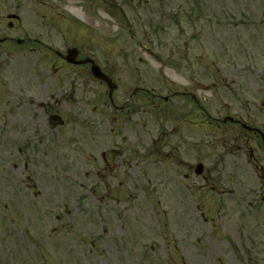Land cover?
Listing matches in <instances>:
<instances>
[{
    "label": "rangeland",
    "instance_id": "374dc122",
    "mask_svg": "<svg viewBox=\"0 0 264 264\" xmlns=\"http://www.w3.org/2000/svg\"><path fill=\"white\" fill-rule=\"evenodd\" d=\"M106 2L111 10L126 16V24L121 25L115 15L112 22L121 25L115 31V25L105 22L104 17L99 20L88 14L83 18L89 22V30L80 27L72 37L84 45L85 55L95 53L100 65L114 74L120 87L114 94L119 105L127 99L125 91L129 96L137 85L164 93L177 87L163 73L164 64L172 68L177 64L178 72L183 67L195 70L197 43L190 40L186 44L185 40L195 27L187 25L191 21L184 17H196L194 11L189 12L196 8L204 26V82L218 79L219 87L230 82L240 93V99L224 98L213 106L205 100V106L212 107L215 115H225L245 102L251 122L264 123V108L260 107L264 104V0H141L144 5L137 10L136 0ZM58 4L54 8L57 13L66 14L67 0ZM93 10L100 15L105 6L95 3ZM26 16L32 23V15ZM149 18L155 21L158 34L149 25ZM58 25L66 29L65 23ZM144 50L158 55L163 65L150 62ZM33 56L39 58L28 52L29 59L21 57L25 60L22 65L10 63V88L20 90L25 98L32 96L37 105L40 93L49 90L52 99L48 107L57 106L68 122L57 129L48 128L41 107L38 111L16 107L12 116L0 111V264H236L245 256L234 250L243 229L242 223L235 221L238 214L254 213L258 201L251 205L254 194L241 189L242 185L233 186L229 175L234 158L205 136V121L193 135L184 122L175 119L179 105L171 109V104L161 102L134 116L115 112L104 86L84 73L79 76L77 71L84 69L60 67L55 81L48 68L51 61L38 64ZM30 68L40 81L30 89H20L13 77L19 73L23 81L27 77L36 80ZM65 76L72 77L77 87L66 100ZM225 103H231L228 110ZM144 121L148 123L145 127ZM116 123L124 130H115ZM127 125L138 126L157 139L154 146L159 151L150 150L148 155L140 147L124 148L123 140L134 138ZM37 131L38 136L34 135ZM47 133H54V138H44ZM8 135L14 141L8 142ZM221 136L215 134L217 140ZM186 138L189 143L185 149L182 142ZM199 139L204 144L201 152L196 149ZM27 142L29 148H18ZM47 149L49 155L44 153ZM220 155L223 165L215 171L213 165L221 160ZM180 159L185 163L182 171L178 168ZM194 160L205 164L208 182L218 185L216 192L224 189L223 196L210 194L211 185L205 186L208 182L193 171L185 178L190 165L186 162ZM249 182L257 180L254 177ZM253 187L258 191L260 185L253 183ZM242 262L247 263V259Z\"/></svg>",
    "mask_w": 264,
    "mask_h": 264
},
{
    "label": "flooded vegetation",
    "instance_id": "af4514ba",
    "mask_svg": "<svg viewBox=\"0 0 264 264\" xmlns=\"http://www.w3.org/2000/svg\"><path fill=\"white\" fill-rule=\"evenodd\" d=\"M49 0H0V78L2 82H5V71L6 64L9 62L8 58H11L12 51L20 52V55H23L25 51H38L41 53V59L47 57L57 58L59 61H65L63 55L66 54L67 49L60 50L62 54L59 55L57 52L58 49L51 43L53 40V30L57 29V23L52 19H47V14L44 12L45 8L49 5ZM28 13L32 15V23H28ZM203 31H196V39L202 38ZM202 51L199 54L198 66L200 69L196 70L195 79H188V76L184 75L182 81V89L179 91V98L181 99L182 109L190 116L185 117L186 121H199L203 119L205 114L203 106V94L205 93L204 88V76H203V63ZM187 72V71H186ZM228 86V85H226ZM75 88V87H74ZM214 91H212L213 93ZM225 93L232 94L233 91L231 88L225 90ZM172 95L175 99L178 95ZM236 94V93H234ZM65 96L64 98H67ZM40 104H49L52 98L50 94L40 93L39 95ZM244 110L243 115H237L231 120L233 127L223 128L224 137L234 136L235 141H240V144H237L236 149L233 150V153L237 156V159L242 161L245 157L246 164L243 166L249 169L250 176L247 179L238 180L236 183L232 181L233 186H241L243 190L253 193L254 196H251L252 200H257V197H260L261 201L264 204V124L259 127V130H245L246 121L247 125H254L249 119L250 114L246 113V107H242ZM49 107L45 112V115L50 119L51 116L55 113L48 112ZM209 115V114H208ZM210 116V115H209ZM211 117L210 123H213V120H219L217 117ZM48 119V120H49ZM60 123V122H58ZM255 127V126H253ZM238 133L236 134V131ZM239 131H242L239 133ZM252 143H255L254 146ZM236 169H240V175L234 174V178L241 179L243 177V168L238 165ZM248 176V175H247ZM257 180V182H249L252 179ZM243 179V178H242ZM245 182V183H244ZM253 183H259L260 188L257 191L256 187H253ZM246 185V189L243 187ZM248 185H250L249 191L247 190ZM233 190V188L231 189ZM246 192V193H247ZM231 194H235L234 191H231ZM254 202H250L252 205ZM255 214H240L242 219L243 227L245 229L244 235L247 237V244L257 247L259 243L258 235H261L260 231L263 228L264 231V213H258V210L255 209ZM240 219V220H241ZM245 219V220H244Z\"/></svg>",
    "mask_w": 264,
    "mask_h": 264
},
{
    "label": "water",
    "instance_id": "95a60500",
    "mask_svg": "<svg viewBox=\"0 0 264 264\" xmlns=\"http://www.w3.org/2000/svg\"><path fill=\"white\" fill-rule=\"evenodd\" d=\"M76 52H77V51H75V50L70 51V54L68 55V60H69L70 62H71V61H73V62H77V61H75V58H76V55H77ZM87 61H88V60H86V61H79V62H87ZM92 71H93V73H94L93 75H95V76H97V77H100V78L106 80V81L109 83V85H110V87H111V91H110V92L112 93L113 90H114V88H115V85H113L112 81H111L106 75L102 74L100 68H99L97 65H93V67H92ZM199 170H201V168H200Z\"/></svg>",
    "mask_w": 264,
    "mask_h": 264
},
{
    "label": "bare ground",
    "instance_id": "6f19581e",
    "mask_svg": "<svg viewBox=\"0 0 264 264\" xmlns=\"http://www.w3.org/2000/svg\"><path fill=\"white\" fill-rule=\"evenodd\" d=\"M71 9H72L73 11H78V9L75 8V7H72ZM78 13H79V11H78Z\"/></svg>",
    "mask_w": 264,
    "mask_h": 264
}]
</instances>
